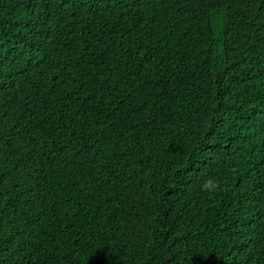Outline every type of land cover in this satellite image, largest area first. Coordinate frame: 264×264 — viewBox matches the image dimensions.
Instances as JSON below:
<instances>
[{"label": "trees", "instance_id": "1", "mask_svg": "<svg viewBox=\"0 0 264 264\" xmlns=\"http://www.w3.org/2000/svg\"><path fill=\"white\" fill-rule=\"evenodd\" d=\"M0 264H264V0H0Z\"/></svg>", "mask_w": 264, "mask_h": 264}, {"label": "clouds", "instance_id": "2", "mask_svg": "<svg viewBox=\"0 0 264 264\" xmlns=\"http://www.w3.org/2000/svg\"><path fill=\"white\" fill-rule=\"evenodd\" d=\"M218 187H219L218 182L209 180L201 185V190L208 193H214L218 189Z\"/></svg>", "mask_w": 264, "mask_h": 264}]
</instances>
